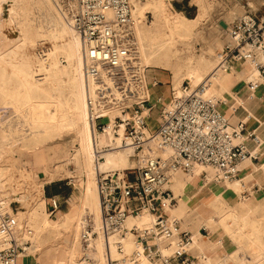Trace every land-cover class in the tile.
<instances>
[{
  "label": "built area",
  "instance_id": "built-area-1",
  "mask_svg": "<svg viewBox=\"0 0 264 264\" xmlns=\"http://www.w3.org/2000/svg\"><path fill=\"white\" fill-rule=\"evenodd\" d=\"M57 3L80 40L84 102L92 133L109 131L113 138H120L118 148L128 150L135 164L120 174H98L99 223L95 229L87 217L81 230L84 248L99 235L105 264H138L140 259L158 264H198L199 257L191 252L192 233L170 221L164 210L165 200L170 206L176 203L166 185L173 173L188 172L194 163L210 167L214 182L236 179L239 164L256 158L247 141L256 143L257 136L246 131L242 121L230 125L219 109L221 102L205 95L202 83L180 96H174L170 87L165 104L161 97L151 100L150 89L157 83H148L145 78L130 0ZM225 31L227 40L217 52L219 60L212 73L247 62L256 71L247 81L249 87L264 86V20L243 13ZM261 96L264 98V90ZM151 113H155L154 127L148 124ZM112 147L95 148L96 161L102 159V150ZM161 150H169V154L160 155ZM128 170L133 171L131 177ZM201 174L205 177L204 171ZM46 204L48 216L59 210L55 196L46 198ZM2 208L0 200V264H17L31 249L32 231L24 223L18 225ZM143 211L151 215V226L128 228L127 218ZM199 231L207 234L203 227ZM128 234L139 248L126 250Z\"/></svg>",
  "mask_w": 264,
  "mask_h": 264
},
{
  "label": "bare ground",
  "instance_id": "bare-ground-1",
  "mask_svg": "<svg viewBox=\"0 0 264 264\" xmlns=\"http://www.w3.org/2000/svg\"><path fill=\"white\" fill-rule=\"evenodd\" d=\"M5 2L11 5L6 14V20L19 37L12 51L20 53V60L11 66V73L17 82L16 96L12 99L15 98L18 104L11 106L7 103L2 104L3 110L12 109L20 114L24 125L31 129L30 135L35 140V144L53 141L60 138L63 133H72L73 140L77 144L72 146L71 154L64 153L62 156L64 165L72 164L74 171L61 170L55 166L46 178L34 182L37 191L42 194L44 183L65 175L75 178L76 200L70 203L59 216L49 218L43 206L45 199L41 198L38 203L26 207L24 212H12L11 209H6L14 194L10 196L9 192L3 190L5 178L0 176L2 210L9 213L18 225L24 223L32 231L31 249L18 259L17 264L24 258H30V264H58L57 253L60 246L63 247L61 256L64 264H93L95 252L97 260L94 264H105L101 237L99 235L94 237L85 249L81 241V230L87 217L96 227L99 223V202L96 190L98 174L107 171L120 174L122 170L131 168L134 161L130 159L128 150L118 148L120 138H113L109 131L92 133L84 102L85 80L82 74L81 44L71 24L54 12L51 0H0V11ZM130 2L133 29H135L137 45L139 44L140 59L142 58L141 62L145 67V78L146 72L153 68L170 70L174 96H180L202 83L204 94L217 99L214 97L215 85H221L230 71L242 72V65L249 64L240 62L238 67L232 66L230 69L212 73L219 60L218 54L214 62L204 57L192 61L188 56H180L181 48L178 47L187 43L192 36V27L198 20L199 13L189 19L179 11H172L166 0H145L144 2L130 0ZM30 5L38 10V18L41 17V19L31 13ZM147 9L153 16V20L148 25L144 22V13ZM234 18L237 17L229 20ZM42 22L45 23V28ZM46 39L51 41V45L46 52L38 54L37 58L34 56L38 67L37 73L33 75V56L29 52V47L37 45L39 40ZM61 57L64 59V64ZM8 64L11 63L5 59V54H0V67L4 68ZM244 72L245 76L242 77L245 81L256 75L252 64L246 66ZM35 75L42 76L35 77ZM182 81L187 82L186 88L181 85ZM0 92H5L6 97H10L9 91H4L2 85H0ZM220 99L225 101L223 98ZM108 145L113 147L102 150L100 153L102 160L96 161L95 148ZM159 153L167 156L169 150H161ZM203 171L206 175L201 180L199 188L205 187L211 197L202 204L190 206L187 203L189 198L184 195V189L192 177H198ZM212 175L213 170L210 167L197 163H194L188 172L178 170L172 174L166 187L173 190L177 200L171 206L167 200L164 201V210L168 213L169 220L180 223L181 230H187L185 228L191 223H196L197 228L203 226L209 230L217 227L231 237L236 247L248 254L246 258H241L238 256V250H234L229 254L233 262L264 264L263 204L256 200L253 192L249 197L238 200L234 204L224 199L226 190L238 192L241 184L247 180L246 176L236 178L237 180L214 182ZM192 218L195 219L194 222ZM151 221V215L143 211L128 217L126 226L149 228ZM245 229H248V232L244 233ZM198 237V233L192 235L191 252L198 246L196 244ZM95 239L96 244H94ZM160 245H163L162 241ZM124 246L127 251L140 247L129 234L124 240ZM80 248L83 253L82 258L79 257L78 260ZM110 252L112 256H115L113 247ZM138 264L158 263L140 259Z\"/></svg>",
  "mask_w": 264,
  "mask_h": 264
},
{
  "label": "rangeland",
  "instance_id": "rangeland-1",
  "mask_svg": "<svg viewBox=\"0 0 264 264\" xmlns=\"http://www.w3.org/2000/svg\"><path fill=\"white\" fill-rule=\"evenodd\" d=\"M138 1L144 2L145 0ZM166 1L169 2L170 9L172 11H179L189 19L194 18L199 13V18L192 27V36L188 42L184 45L182 44L181 47L178 45V47L181 48L180 56H188L192 61H195L201 57L209 59L212 62H214L215 59L217 60L216 54L227 40L225 28L227 27L229 19L233 17H239L243 13H250L257 20H264V0ZM51 2L54 12L67 22L68 20L60 9L57 0H51ZM10 7V3L5 2L3 4V9L0 11V54H5V59L11 63L10 65H6L7 67H0V85L3 86L4 91H9L10 93V97H6L4 94L5 92H0V176L5 178V186L3 190L9 192L10 196L14 194L10 204L7 205L6 209H11L12 212H24L26 207L38 203V200L41 198L42 200L45 199V202L43 201V206L45 212L48 214L46 204V198H48V196L45 194L46 189L48 188L50 191H59L58 195L52 196H55L58 199L60 203L58 211L59 213H62L67 209L68 204L76 200L75 178L65 175L62 178L44 183L42 187V194L37 191L34 182L38 179L46 178L53 171L55 166H57V168L59 167L61 170L67 169L69 171H74L72 164L64 165V160L62 157L64 153L71 154L73 152L72 146L74 147L77 145L73 140L72 133H63L60 138H56L53 141L35 144V140L30 135L31 129L24 125L20 114L15 113L11 108V110H3L1 106L5 103H7V105L10 104L9 106L18 104V101L15 98L12 99L13 96H16L15 92L17 91V82L11 73V66L20 60V53L12 51L15 44L19 41V37L15 30L10 28V24H8L6 20V14ZM30 11L38 18V10L33 7V5H30ZM38 19H41V17ZM234 19L229 20V23ZM152 20V12L147 9V11L144 13V22L148 25ZM42 26L43 28L46 27L44 22H42ZM57 42L59 43V41ZM50 45L51 41L46 39L39 40L37 45L29 47V52L31 56H33V75L37 73L36 69L38 67L36 66L37 59H35V57L37 58L38 54L40 55L46 52ZM34 59L36 61H34ZM60 59L61 61L64 60L62 57ZM64 63L65 62L63 61V64ZM248 65L250 64L242 65L243 71H237V73H239L241 76H245L244 68ZM152 70H157L159 73L166 76L168 78V81L165 82L166 86H168L169 89L172 87V73L170 70L168 71V69L160 68H153ZM152 70H148L146 73L148 82H151V80L154 78ZM39 76L42 75H35V77ZM182 84L185 87L188 85L186 81H182ZM154 117L155 113H151V118L148 124H150L152 127L155 126ZM130 159L133 160L131 157ZM128 172V175L131 177L133 175V171L128 170ZM204 175H206V172ZM198 178L202 180L204 177L202 174H200ZM57 212L49 216V218L59 216L60 214H56ZM93 226L96 228L94 222ZM96 239L94 240V244H96ZM62 248L63 247L60 246L57 255L62 254ZM82 253L83 251L80 248V251L78 252V260L79 257L82 258ZM96 260L97 258L95 252L94 263ZM30 263V258L21 259L19 262V264Z\"/></svg>",
  "mask_w": 264,
  "mask_h": 264
},
{
  "label": "crops",
  "instance_id": "crops-1",
  "mask_svg": "<svg viewBox=\"0 0 264 264\" xmlns=\"http://www.w3.org/2000/svg\"><path fill=\"white\" fill-rule=\"evenodd\" d=\"M234 69L237 70V68ZM152 72L154 78L151 82H147L152 83L154 80L157 84L150 89L151 100L153 101L157 97H161L162 103L165 104L169 100V88L165 83L168 81V78L157 70H152ZM236 73L237 72L230 71L221 85H215L214 97L217 99L223 98L225 100L223 101L220 99L223 102L219 100L221 102L219 109L227 117L229 124L234 125L239 121L244 122L246 131H253L257 136L258 144L247 141L248 149L255 151L256 158L244 160L239 164L237 179L246 176L247 180L245 183L241 184L237 193L226 190L224 192V199L234 204L238 200L249 197L251 192H253L256 200L262 203L264 207V98L261 96L264 86H260L253 90L249 87L247 81L243 80V77L239 73ZM199 187H201V180L195 176L190 179L184 189V195L189 198L187 203L190 206L202 204L211 197L205 187ZM169 189L173 193V190L171 188ZM62 213L58 211L56 214L61 215ZM166 214L168 215L167 212ZM189 225L185 229L189 230L192 235L195 233L199 234V237L196 239V244L198 246L196 249L192 250V254L199 257L198 264H215L216 262L222 264H239L233 262L229 258V254L234 250H238V256L241 258L247 257L248 254L236 247L231 237L217 227H213L210 230L204 228L207 234L203 235L199 231L201 227L197 228L196 223H191ZM179 226L181 229L180 223ZM247 230L248 229H245L244 233L248 232ZM57 263L64 264L61 255H57Z\"/></svg>",
  "mask_w": 264,
  "mask_h": 264
},
{
  "label": "trees",
  "instance_id": "trees-1",
  "mask_svg": "<svg viewBox=\"0 0 264 264\" xmlns=\"http://www.w3.org/2000/svg\"><path fill=\"white\" fill-rule=\"evenodd\" d=\"M59 193V191H57V190H54V191H50L48 188L46 189V192H45V194H46V196H50V194H58Z\"/></svg>",
  "mask_w": 264,
  "mask_h": 264
}]
</instances>
